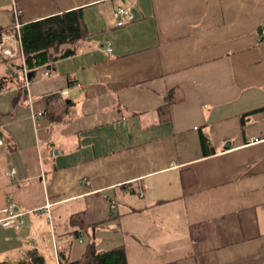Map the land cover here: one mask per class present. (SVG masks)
<instances>
[{"label":"crops","instance_id":"crops-1","mask_svg":"<svg viewBox=\"0 0 264 264\" xmlns=\"http://www.w3.org/2000/svg\"><path fill=\"white\" fill-rule=\"evenodd\" d=\"M13 3L21 26L81 9L88 36L0 93V210L23 213L0 225V263L77 261L91 228L70 220L85 213L126 264H264V0H0L2 36ZM124 6L134 20L116 27ZM4 59L3 75L25 66Z\"/></svg>","mask_w":264,"mask_h":264},{"label":"trees","instance_id":"trees-1","mask_svg":"<svg viewBox=\"0 0 264 264\" xmlns=\"http://www.w3.org/2000/svg\"><path fill=\"white\" fill-rule=\"evenodd\" d=\"M20 36L25 67L29 72L35 73L37 69L43 66L49 69L51 63L72 56L74 49L71 46L84 40L88 36V32L82 19L81 9H77L24 24L20 28ZM7 61L0 54V66ZM21 67L20 64L15 66L18 71L17 78L11 70L4 75L0 73V93L17 84V81L20 82V87L23 85L24 77L21 74ZM7 69H9V65ZM171 94L172 92L167 96L166 103L158 110L163 121L169 120L170 107L182 100V97L173 99ZM67 106V99L64 96H61L60 93L52 94L46 99L45 117L50 122H60L64 119ZM244 117H241L242 130L245 126ZM202 148L206 155L214 153L213 150L208 148L205 138L202 139ZM116 217L111 215L108 221L115 220ZM70 223L78 227V232H84L91 228V234L83 254L77 261H66L59 264H126L122 245L103 250L97 248L94 236L95 229L99 225L92 224L85 213L72 216ZM0 264L9 263L3 262ZM17 264H45V261L41 256L31 254L29 258Z\"/></svg>","mask_w":264,"mask_h":264},{"label":"built area","instance_id":"built-area-1","mask_svg":"<svg viewBox=\"0 0 264 264\" xmlns=\"http://www.w3.org/2000/svg\"><path fill=\"white\" fill-rule=\"evenodd\" d=\"M12 10H13L15 23L12 26L9 35L2 36L0 34V44L2 45L1 55L8 59H14L16 57H19L22 60V63H24V54H23V48H22L21 36H20L21 25L19 23V16L21 12L19 11L15 3H13ZM113 19L116 27H122L132 22L134 20V15L130 7H125V6L117 7L113 12ZM259 32L260 35L264 37V28H261ZM9 43L13 45V49L10 48ZM106 52L108 54L111 53V47L109 44L106 47ZM13 74L16 76L17 72H14ZM21 74L24 77L25 86L27 87L29 84V81L27 80L29 71L25 66H23L21 70ZM63 94L66 95V93ZM2 146H3V141L0 139V147ZM4 174L8 177L13 178L15 176V171L14 170L5 171ZM50 206H51L50 203H46L42 209L45 211H49ZM0 215H3V217L0 219V225L2 227H11L17 230L22 225L21 217L23 216V213L15 212L12 206H7L1 209Z\"/></svg>","mask_w":264,"mask_h":264},{"label":"water","instance_id":"water-1","mask_svg":"<svg viewBox=\"0 0 264 264\" xmlns=\"http://www.w3.org/2000/svg\"><path fill=\"white\" fill-rule=\"evenodd\" d=\"M32 76H33V72H29V74L27 76V80L31 81ZM226 147H229V144H227Z\"/></svg>","mask_w":264,"mask_h":264}]
</instances>
